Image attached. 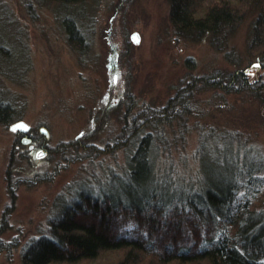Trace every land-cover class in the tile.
Returning a JSON list of instances; mask_svg holds the SVG:
<instances>
[{
	"label": "rangeland",
	"instance_id": "1",
	"mask_svg": "<svg viewBox=\"0 0 264 264\" xmlns=\"http://www.w3.org/2000/svg\"><path fill=\"white\" fill-rule=\"evenodd\" d=\"M66 12L84 33V51L67 38ZM243 16L224 38L193 40L176 33L168 0H84L74 6L0 0V102L13 110L0 121V264H24V247L48 235L81 191L94 195L106 183L112 192L109 178L125 174L136 142H123V127L138 112L168 115L141 132L156 137L155 172L175 184L205 189L238 177L243 166L264 174V88L224 92L198 80L244 68L264 84V66L248 47L254 9ZM17 120L29 131H10ZM41 150L45 154L36 158ZM259 193L255 207L264 210V187ZM162 231L163 239L151 236L154 248L141 241L140 248L102 250L75 264H117L127 257L124 264H198L164 261L188 243L165 254L172 240L167 234L174 231Z\"/></svg>",
	"mask_w": 264,
	"mask_h": 264
},
{
	"label": "trees",
	"instance_id": "2",
	"mask_svg": "<svg viewBox=\"0 0 264 264\" xmlns=\"http://www.w3.org/2000/svg\"><path fill=\"white\" fill-rule=\"evenodd\" d=\"M54 1L74 6L84 0ZM168 1L169 17L176 33L193 40L208 34L212 38L226 37L242 21L245 10L254 9L248 47L255 51L257 65L264 66V0H218L216 4L205 0ZM66 13L62 24L67 38L84 51V33L73 15ZM198 80L206 88L218 87L224 92H259L264 88L244 68L214 72ZM146 113L138 112L123 127L128 134L123 142H136L130 145L125 174L109 178L112 192L106 189V183L94 195L81 191L75 202L64 206L51 223L48 235L32 239L24 247V264H75L95 258L102 250L140 248L141 241L146 249L154 248L151 236L163 239L166 235L162 227L174 231L167 234L172 240L164 246L163 253H168L177 243H188L176 246V253L165 255L164 261L264 264V210L257 209L255 201L264 187V174L243 166L235 172H239L241 179L233 175L205 189L199 187L201 184L173 183L169 176L157 174L152 164V143L156 137H151V131L141 132L149 123L154 127V123L167 119L168 115ZM11 116L13 110L0 102V121L7 122ZM3 246L0 238V251ZM127 258L117 264H124Z\"/></svg>",
	"mask_w": 264,
	"mask_h": 264
},
{
	"label": "water",
	"instance_id": "3",
	"mask_svg": "<svg viewBox=\"0 0 264 264\" xmlns=\"http://www.w3.org/2000/svg\"><path fill=\"white\" fill-rule=\"evenodd\" d=\"M130 38L134 43L138 42V34L136 32H133L131 34ZM29 129H30V126L26 122H24L23 120H17L15 122H12L9 125V130L12 132H18V133L24 134V133L28 132ZM41 131L46 132V130L44 128H41ZM44 154H45V152L43 150H41L35 156H36V158H40Z\"/></svg>",
	"mask_w": 264,
	"mask_h": 264
},
{
	"label": "flooded vegetation",
	"instance_id": "4",
	"mask_svg": "<svg viewBox=\"0 0 264 264\" xmlns=\"http://www.w3.org/2000/svg\"><path fill=\"white\" fill-rule=\"evenodd\" d=\"M26 141H28V139H21L22 143H26Z\"/></svg>",
	"mask_w": 264,
	"mask_h": 264
}]
</instances>
